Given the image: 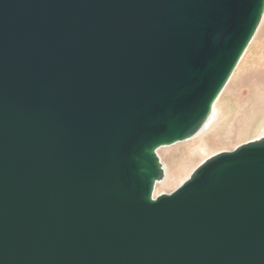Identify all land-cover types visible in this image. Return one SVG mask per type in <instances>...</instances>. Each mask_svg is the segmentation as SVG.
Instances as JSON below:
<instances>
[{
    "label": "water",
    "instance_id": "95a60500",
    "mask_svg": "<svg viewBox=\"0 0 264 264\" xmlns=\"http://www.w3.org/2000/svg\"><path fill=\"white\" fill-rule=\"evenodd\" d=\"M264 0H0V264H264V136L170 192Z\"/></svg>",
    "mask_w": 264,
    "mask_h": 264
},
{
    "label": "rangeland",
    "instance_id": "374dc122",
    "mask_svg": "<svg viewBox=\"0 0 264 264\" xmlns=\"http://www.w3.org/2000/svg\"><path fill=\"white\" fill-rule=\"evenodd\" d=\"M215 115L198 135L161 146L157 154L165 166L154 195L170 192L202 160L257 139L264 129V10L258 26L215 101Z\"/></svg>",
    "mask_w": 264,
    "mask_h": 264
},
{
    "label": "bare ground",
    "instance_id": "6f19581e",
    "mask_svg": "<svg viewBox=\"0 0 264 264\" xmlns=\"http://www.w3.org/2000/svg\"><path fill=\"white\" fill-rule=\"evenodd\" d=\"M217 97H216V99H217ZM216 99L214 100L211 112L209 113L207 119L204 121V123L201 125V127L190 138H192L195 135L201 134L208 127V125L210 124V122L212 121V119H213V117L215 115V111H216V109H215V101H216ZM262 136H264V129H263V133L260 135V137H262ZM162 166H163V175H162V177L159 180L156 181V183L161 181L164 178V176H165V166L163 165V163H162ZM156 183H155V185H156Z\"/></svg>",
    "mask_w": 264,
    "mask_h": 264
}]
</instances>
